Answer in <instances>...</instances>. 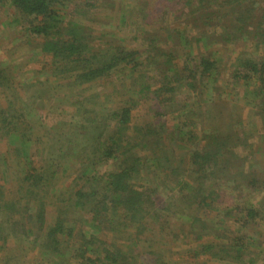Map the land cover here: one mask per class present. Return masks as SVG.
Instances as JSON below:
<instances>
[{"label": "trees", "instance_id": "trees-1", "mask_svg": "<svg viewBox=\"0 0 264 264\" xmlns=\"http://www.w3.org/2000/svg\"><path fill=\"white\" fill-rule=\"evenodd\" d=\"M124 1L0 0L21 49L49 63L28 86L0 62V164L19 168L14 192L0 185V264L17 262L9 242L44 264H138L142 237L147 264H166L160 242L177 258L259 264L264 0ZM228 47L236 57L225 68ZM236 85L261 119L255 137L239 131L248 109L230 95ZM50 93L70 121L43 124ZM52 133L55 158L38 161L32 149Z\"/></svg>", "mask_w": 264, "mask_h": 264}, {"label": "rangeland", "instance_id": "rangeland-1", "mask_svg": "<svg viewBox=\"0 0 264 264\" xmlns=\"http://www.w3.org/2000/svg\"><path fill=\"white\" fill-rule=\"evenodd\" d=\"M120 1H122L121 3L123 4L125 2L124 0H120ZM159 4H166V3L161 1L159 2ZM13 15H14V12L11 9L0 7V62L5 64L4 66L10 70L11 75H13L14 77L13 80L15 81V84H25L28 86L30 84L33 85L35 83L39 84V82H43L46 79V73L42 72L43 71L42 66L44 67L45 65H48L49 63L47 61L42 60V58L39 57V54L37 52L32 53V51L30 50L28 51L27 49L26 50L21 49L22 41L17 40V36L19 35L17 34L18 33L17 25L11 22L13 19ZM106 17H103V18L108 19ZM183 18L186 21L188 20L189 15H186V17H183ZM102 21L105 22L106 20H102ZM238 51L240 50L238 49ZM246 51H250L251 52L250 54L254 55L253 57H256L258 55L257 53H259V49L248 48L246 49ZM262 51L264 53V49ZM220 52L221 53H219V55H221L223 58L222 60L223 67L229 68L233 61V58L236 57L232 53L231 47L230 49L229 47L226 49H221ZM224 72L225 71L222 72L223 73L222 77H225ZM235 87L236 89L232 91L230 95H234L235 97L241 96V99L239 98V103H237L236 106L237 108L240 106L243 107V105H245V101H244L245 99L244 97H242L243 92H244V87L243 85H236ZM24 90L25 92L22 93V91H20V94L25 100L24 102L25 105L27 104L29 106V102L27 98L31 96L33 92L29 91L27 88L25 89V87H24ZM239 91H241L240 94H238ZM64 92L65 94L67 93L66 91ZM229 92L231 91H228V89L223 90L222 93L224 96H222V98L224 99L225 97H227ZM52 98H53V94L50 93L47 96L41 97V102L39 103L41 105L39 107H41L42 110H40L38 113L44 120L43 124L46 127L51 126L52 123L55 122L56 120L65 122V121H70L71 119L70 118L71 116L69 115L68 111L66 112L62 111L63 114L57 113V110L55 108L56 106H54L55 102L53 101L54 99ZM233 103H236V102L234 101ZM5 105H6L5 101L3 99H0V108L4 107ZM219 108L220 107H218L216 110L218 111ZM246 109L248 108L246 107ZM141 110H142V115H143V112L145 113L146 109L143 107L141 108ZM257 115L258 114L254 113L253 111L250 112L248 109V113L243 118L242 127L239 129L243 137H248V138L255 137L257 135V132L260 131V128H261L260 120L261 119L259 117H256ZM37 125L38 124H36V127ZM52 127L56 128L54 126ZM42 133L43 131L38 129L37 135L40 136V134ZM53 136H54L53 133L52 135H50V137L46 138L45 136V138H43V140L41 141V144L37 148L33 147L31 156L32 155L33 157L37 156L36 158L38 161H46L47 159L54 160L55 142L53 141V139H51V137ZM6 151H7L6 142L0 140V155H3ZM13 163L14 162H10L8 171H6V168L2 164H0V185L3 187V189H9L11 192H14L16 188L18 187L17 177H15V175L17 174V172L19 173V168L17 169L15 164ZM260 166H261V163H257L254 166V168L260 170L262 168ZM260 171L264 172V169L262 168ZM57 189L62 191L64 189V186L62 184H58ZM228 197L232 199L238 198V197H234V194H231L230 192L228 194ZM254 198L255 196L251 197L252 200H254ZM256 199L259 200V198H256ZM45 200H47V203H48V204L46 203V208L48 211L47 221H49V219H52L53 217V212H52L53 207L51 205L52 200L51 198H46ZM207 211H208L207 215L209 216L210 210H207ZM167 231L168 230H166L163 233H166ZM148 240H149V237H142V240L139 243V248H138L139 253H137L139 255L137 257L138 264H147L146 260L142 259V257H145L146 259H148V257L145 256V254L149 253L150 251L148 248V245H149ZM168 243L171 244L170 239L168 240ZM9 247L10 248L8 249L9 251L7 252V254H9L11 257H13L17 261L16 264H44L42 260L38 258L37 255L34 256V254L30 253V251L28 250V245H26L25 247L24 246L19 247L18 245H14L13 242H9ZM161 248L164 250V253H165L163 257L165 259L164 261L166 264H217L209 260L208 258H203V259H192L188 257L177 258L171 254L170 245L165 246L164 244H162V242L158 243V251L160 253H161ZM257 254L259 255L258 259H259V264H260L264 260V253H257ZM149 259L151 258L149 257Z\"/></svg>", "mask_w": 264, "mask_h": 264}]
</instances>
